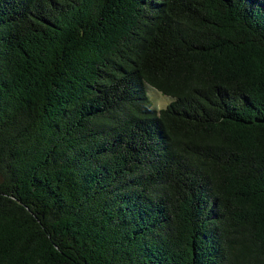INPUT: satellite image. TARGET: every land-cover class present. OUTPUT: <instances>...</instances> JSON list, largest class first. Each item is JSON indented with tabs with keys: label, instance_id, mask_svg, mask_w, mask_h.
<instances>
[{
	"label": "trees",
	"instance_id": "1",
	"mask_svg": "<svg viewBox=\"0 0 264 264\" xmlns=\"http://www.w3.org/2000/svg\"><path fill=\"white\" fill-rule=\"evenodd\" d=\"M0 264H264V0H0Z\"/></svg>",
	"mask_w": 264,
	"mask_h": 264
},
{
	"label": "rangeland",
	"instance_id": "2",
	"mask_svg": "<svg viewBox=\"0 0 264 264\" xmlns=\"http://www.w3.org/2000/svg\"><path fill=\"white\" fill-rule=\"evenodd\" d=\"M151 90V98L157 108L163 109L167 107V105L172 101V98L162 95L154 88H152Z\"/></svg>",
	"mask_w": 264,
	"mask_h": 264
}]
</instances>
